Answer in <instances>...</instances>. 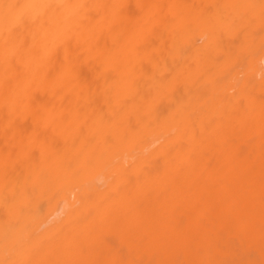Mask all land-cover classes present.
Returning a JSON list of instances; mask_svg holds the SVG:
<instances>
[{
    "label": "bare ground",
    "instance_id": "6f19581e",
    "mask_svg": "<svg viewBox=\"0 0 264 264\" xmlns=\"http://www.w3.org/2000/svg\"><path fill=\"white\" fill-rule=\"evenodd\" d=\"M0 264H264V0H0Z\"/></svg>",
    "mask_w": 264,
    "mask_h": 264
}]
</instances>
